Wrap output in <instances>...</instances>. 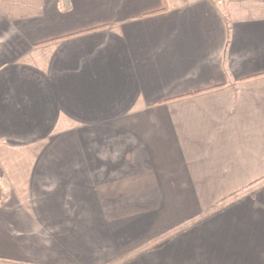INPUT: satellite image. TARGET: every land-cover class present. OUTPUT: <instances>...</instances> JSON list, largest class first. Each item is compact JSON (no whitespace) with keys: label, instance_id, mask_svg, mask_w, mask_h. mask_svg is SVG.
Returning <instances> with one entry per match:
<instances>
[{"label":"crops","instance_id":"0c3cea01","mask_svg":"<svg viewBox=\"0 0 264 264\" xmlns=\"http://www.w3.org/2000/svg\"><path fill=\"white\" fill-rule=\"evenodd\" d=\"M0 264H264V0H0Z\"/></svg>","mask_w":264,"mask_h":264},{"label":"trees","instance_id":"16d2710c","mask_svg":"<svg viewBox=\"0 0 264 264\" xmlns=\"http://www.w3.org/2000/svg\"><path fill=\"white\" fill-rule=\"evenodd\" d=\"M1 196H2V193H1V190H0V198H1Z\"/></svg>","mask_w":264,"mask_h":264}]
</instances>
